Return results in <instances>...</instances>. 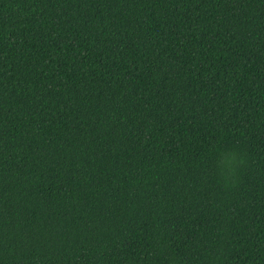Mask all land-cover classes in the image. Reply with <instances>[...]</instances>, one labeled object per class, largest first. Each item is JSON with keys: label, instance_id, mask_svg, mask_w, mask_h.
Segmentation results:
<instances>
[{"label": "trees", "instance_id": "obj_1", "mask_svg": "<svg viewBox=\"0 0 264 264\" xmlns=\"http://www.w3.org/2000/svg\"><path fill=\"white\" fill-rule=\"evenodd\" d=\"M0 264H264V0H0Z\"/></svg>", "mask_w": 264, "mask_h": 264}]
</instances>
